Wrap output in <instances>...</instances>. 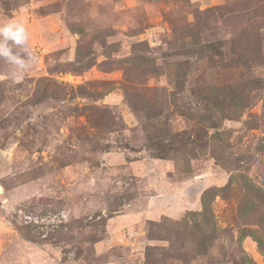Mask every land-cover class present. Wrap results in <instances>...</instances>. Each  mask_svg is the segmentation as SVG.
Segmentation results:
<instances>
[{
    "label": "rangeland",
    "instance_id": "1",
    "mask_svg": "<svg viewBox=\"0 0 264 264\" xmlns=\"http://www.w3.org/2000/svg\"><path fill=\"white\" fill-rule=\"evenodd\" d=\"M10 18L36 62L0 61V264H264V0Z\"/></svg>",
    "mask_w": 264,
    "mask_h": 264
},
{
    "label": "clouds",
    "instance_id": "2",
    "mask_svg": "<svg viewBox=\"0 0 264 264\" xmlns=\"http://www.w3.org/2000/svg\"><path fill=\"white\" fill-rule=\"evenodd\" d=\"M0 61L12 69L10 75L25 74L36 62V56L29 44V33L22 20L10 18L0 23ZM75 252L68 254L69 260L75 259Z\"/></svg>",
    "mask_w": 264,
    "mask_h": 264
}]
</instances>
